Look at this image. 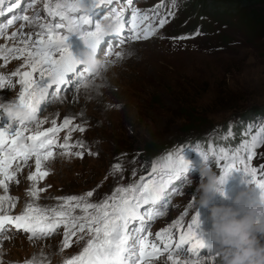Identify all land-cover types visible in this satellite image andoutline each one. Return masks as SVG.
Masks as SVG:
<instances>
[{
	"label": "rangeland",
	"instance_id": "374dc122",
	"mask_svg": "<svg viewBox=\"0 0 264 264\" xmlns=\"http://www.w3.org/2000/svg\"><path fill=\"white\" fill-rule=\"evenodd\" d=\"M66 1L0 0V51L11 49L0 59V74L9 79L0 85V113L42 79L37 64L31 73L29 59L14 53L36 41L39 51L59 60L61 51L52 43L40 48L41 42L59 35L69 48L91 30L93 19V26L95 21L109 23L98 15L125 19L119 33L117 28L109 32V45L102 54L98 51L94 72L35 106L33 118L14 133L47 134L52 146L46 153L27 151L0 172V214L27 212L53 226L37 236L1 231L0 264H77L82 257L87 264H99L108 259L112 242L104 217L139 181L143 184L156 156L144 151L147 143L159 152L180 150L187 156L193 153L181 144L198 136L206 142L234 141L231 149L208 152L207 160L188 169L147 224L152 232L186 227L198 253L193 258L161 256L151 264H264L263 212L237 233L215 232L219 222L234 220L254 193L259 203L264 201V135L255 144L256 137L246 139L233 127L246 109L264 104V36L256 40L259 45L252 44L245 27L225 16L195 21L191 1L185 7L184 0H111L92 13L51 11ZM58 78L42 87L43 99L52 95ZM180 104L187 114L178 110ZM252 120L256 128L262 119ZM12 134L0 129V138ZM233 147L239 155L226 159ZM46 155L50 158H41Z\"/></svg>",
	"mask_w": 264,
	"mask_h": 264
},
{
	"label": "trees",
	"instance_id": "16d2710c",
	"mask_svg": "<svg viewBox=\"0 0 264 264\" xmlns=\"http://www.w3.org/2000/svg\"><path fill=\"white\" fill-rule=\"evenodd\" d=\"M190 1L195 5V10H197L195 21L201 19L200 17L202 16H208L210 18L216 17V19L225 16L232 19L236 25L245 27L246 35L251 40L252 44L256 45V40H259L264 36V0H184L183 6L186 7ZM177 107L181 112H184L185 114L188 113L183 107V104L177 105ZM255 117L261 118L262 120H258V126L253 128L252 119ZM193 119L190 121L192 122ZM237 119L233 124V127L235 128L234 133L240 135V133L243 132L246 139L249 138V135H253V138L256 137L254 138L255 140L253 143L256 144L260 139V134L262 133V135H264V104L261 107L246 109ZM192 123H200V120H193ZM188 129V126H186L185 130L187 131ZM247 130L250 131L247 132ZM231 139L233 142L234 138ZM209 141L206 142L204 138L198 136L187 145L181 144V146H185V149H189L192 153L194 152L193 156L195 161H199L201 156H205V153L208 155L209 152V154L214 155L211 153L212 151L224 153L227 147L230 149L232 148L230 137L226 138V140H222V143H220V140L210 139ZM144 151L156 155L154 156L153 161H149V164L152 167H164L185 160L184 157L179 154L180 150H174L170 153L167 151L159 152L161 151L160 148L152 143H147ZM237 155H239V151L234 150L233 147L232 151L230 150L227 154L226 159L235 160V156Z\"/></svg>",
	"mask_w": 264,
	"mask_h": 264
},
{
	"label": "bare ground",
	"instance_id": "6f19581e",
	"mask_svg": "<svg viewBox=\"0 0 264 264\" xmlns=\"http://www.w3.org/2000/svg\"><path fill=\"white\" fill-rule=\"evenodd\" d=\"M38 6H33L34 9H36ZM30 8V7H28ZM102 8V7H101ZM100 8V9H101ZM34 18V17H33ZM94 22V21H93ZM111 25V23H107V24H104L102 25L99 21H95V24L92 28V30L88 33H86L82 38L76 40L75 42V48H79L82 43L86 40V39H91V38H94L97 40L98 42V49H99V52L101 53L103 49L106 48V45L109 43V41L105 42L103 45H102V40H103V34H104V31ZM111 41V40H110ZM109 45V44H108ZM107 50V49H106ZM10 51L11 49H3L0 51V58L3 59L4 57H6L7 55L10 54ZM19 52V51H18ZM67 51H65L63 53V56H66L67 55ZM12 54V53H11ZM102 54V53H101ZM13 56V55H12ZM23 58L24 59H29V63H30V68H31V73L34 72V65L33 64H37V67H40L42 66V62H40V60L38 59L37 55L34 53V51L31 49L30 51H25V53L23 54ZM95 70V67L93 68V70H90L88 73H87V76H89L91 73H93ZM54 68H48L47 66H43L42 67V71L41 73L39 74L40 76L39 77H42V79L38 78V80H34L33 83L28 87L27 90H25L24 92V95H23V99H24V103L27 105V104H34L36 103V107H39L41 106L42 104H44L46 101H49V99L55 97V95H51L49 96L48 98L46 99H43L45 94H41L42 93V87H43V83L46 82L49 77L53 74L54 72ZM78 78V76H76L74 79L72 78H69V82L68 83H71L72 81L76 80ZM81 81V80H80ZM61 92H63V90H60L58 92V95L60 96ZM27 123V122H26ZM25 123V124H26ZM45 131V130H44ZM51 139H53V137H51ZM52 146V141H49V140H45L44 143L42 144V147L44 150H48L50 147ZM45 157H49V155H46V156H43L41 158H45ZM50 158V157H49ZM1 184V183H0ZM124 192H122L121 194H123ZM126 197V194L124 196H122L121 198H125ZM46 215H48L46 213ZM88 215V214H87ZM47 217V216H46ZM199 217V216H198ZM197 217V218H198ZM202 218V217H201ZM52 219V218H51ZM205 219V217L203 218V220ZM78 220V219H77ZM194 220V219H193ZM78 223V222H77ZM195 223V222H194ZM211 226V225H209ZM190 228V227H189ZM193 228V227H192ZM193 232V231H192ZM197 232V231H196ZM195 232V233H196ZM199 232V231H198ZM210 232V231H209ZM102 236L105 235V233L102 231ZM101 233H97L98 237L101 236ZM202 233V232H201ZM94 234V233H93ZM212 234V233H211ZM208 235V234H207ZM197 236V235H196ZM209 238V236H207ZM107 238V237H106ZM99 240V239H98ZM208 241V240H207ZM9 242H12V240H9ZM15 242V241H13ZM101 242V241H100ZM94 243V242H93ZM92 243V244H93ZM105 243V242H104ZM205 244V243H204ZM95 248V247H94ZM99 248V247H98ZM102 249V248H101ZM82 251H80L79 253H81ZM78 253V254H79ZM77 254V255H78ZM76 255V253H75ZM73 256V257H76V256ZM155 260L153 261H144L142 264H151L152 262H154ZM70 264H73L70 263Z\"/></svg>",
	"mask_w": 264,
	"mask_h": 264
}]
</instances>
